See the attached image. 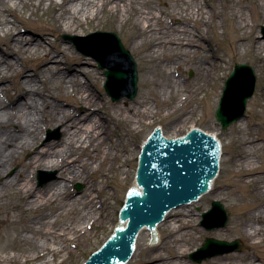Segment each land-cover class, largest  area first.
<instances>
[{
    "label": "bare ground",
    "instance_id": "obj_1",
    "mask_svg": "<svg viewBox=\"0 0 264 264\" xmlns=\"http://www.w3.org/2000/svg\"><path fill=\"white\" fill-rule=\"evenodd\" d=\"M27 1L0 0V31L4 32L10 53L16 54L19 58L13 61L0 53V84L18 78L19 89L25 94L23 99L6 102L1 98V94L7 88L0 86V207L5 201L7 192L13 190V194L22 200L23 210H31L35 213L47 207L54 210L55 220L43 219V221H29V224L28 222L24 224L23 232L26 233L21 240L28 243L31 249L22 252L21 255L8 257L6 260L21 264L37 262L50 264L48 257L50 255L58 257L62 252V246L50 243L49 236L63 237L66 242L76 240L88 234V229L94 224L108 220L104 215L106 200L102 199L101 195L109 181L100 182V179H104L107 173L103 168H108L107 171L111 170L114 165L113 161L118 160L119 146H117L113 130L116 122L124 121L127 127L138 132L151 117L161 112L160 109L164 104L166 108L163 113L167 116H175L178 119L176 123H184L187 120L186 115L197 113V109L192 108L191 104L200 99V95L204 93L203 90L209 87L214 77H217V72H214L216 64L209 63L208 66L197 64L196 71L205 75L206 81L203 84L192 85L191 82L179 78L180 75H176L177 70L181 68L179 60L187 58L188 54L199 52L195 48L199 47L200 41L206 35V33L199 32L196 27L191 28L190 21L203 26L212 25V19H216L219 12L213 6L205 7L199 0H173L176 4L182 1L187 4L185 12L188 11L189 14L185 17L182 16L180 9L177 11L173 9L168 13L167 10L159 9L160 14H156L149 0H36L39 7L45 6L51 11L49 30L54 36H57L59 31L70 36L84 35L90 30L100 28L102 27L100 14L110 17L113 25L124 24L134 17L133 43L135 48H144L147 57L159 64L155 71L157 78L153 81L161 91L159 99L154 97L156 103L159 104L156 110L152 109L151 101L147 98L139 99L132 104L118 103L110 106L101 94L82 81L79 74L87 71L82 66H78L75 72L63 69L60 57L65 55L66 51L61 44L46 45L47 40L44 38L36 39L18 33L17 21L20 19L15 18L12 22L5 16V13L16 17L14 5L22 4L24 9L28 4L33 6ZM222 1L229 7V18L231 21L235 20L234 25L238 30L250 26V21L244 12L238 13L236 9L241 0ZM257 1L262 9L260 18L264 20V0ZM246 39L238 38L240 42ZM253 44L258 53V64L264 69V38L256 36ZM103 48H110V46L108 43H103ZM10 53L6 54L10 55ZM26 56L41 64V68L35 71L33 76L26 75L24 70L18 68L19 62ZM76 57L81 58L80 55ZM48 77L56 79L74 103L84 107L81 113L74 109L61 107L56 103V101L59 102L58 97L47 93L40 87V83L47 82ZM261 80L264 83V73L261 74ZM173 99L175 102L171 101ZM203 99L212 105L210 95H205ZM259 103L257 101L255 105ZM241 121L238 120L237 124ZM48 125L62 127L64 140L37 152L26 162V165L27 167L41 166L58 169L59 180L52 182L42 190H35L29 185L24 170H19L13 177L2 180L21 153L31 151L38 145L41 132ZM209 134L219 138L216 133L209 132ZM244 145L246 155H237L235 163L244 167V177L250 181L259 179L256 197L264 198V181H261L263 174L257 172L258 167L250 156V153L256 151L257 145L252 139H248ZM142 148L143 146L139 152ZM113 151H115L114 154H112ZM124 161L127 162V158ZM129 172L124 171L123 175L128 176ZM94 175L96 179L92 181ZM77 181L86 186L80 195L71 191L72 184ZM133 187L137 188L136 182ZM78 207H82L81 211H78ZM76 211H78L77 215L81 223L63 226L60 229L62 231L57 230V224ZM186 216L192 219L185 220ZM248 217L264 223V207L255 209ZM193 219L192 210L189 209L186 210V214L175 213L166 216L164 223L156 228V233L159 234L161 226L167 229L168 237L165 241L171 244L165 250L170 257L164 259V254L159 251V248L152 246L153 248H148V258L145 263L188 264L184 261V255L187 252L184 247L185 240L193 227ZM243 227L248 231V236L257 238L260 243L264 244L262 227H256L253 223H245ZM142 235L153 236L152 231L147 228L142 229L140 236ZM246 259L250 258L246 257ZM132 260L133 257L130 261ZM237 260L228 256H220L211 258L206 264H243ZM145 263L139 262L138 264ZM251 263L254 264L252 260Z\"/></svg>",
    "mask_w": 264,
    "mask_h": 264
},
{
    "label": "rangeland",
    "instance_id": "obj_2",
    "mask_svg": "<svg viewBox=\"0 0 264 264\" xmlns=\"http://www.w3.org/2000/svg\"><path fill=\"white\" fill-rule=\"evenodd\" d=\"M149 1L150 6L153 7L156 14H160L159 9L167 10V13L173 11V9L176 11L180 9L183 17L189 14L188 11L185 12V7L188 6L184 1L177 4L173 0ZM199 1L205 7L207 5L213 6L219 14L216 19H212V25L203 26L202 24L194 23L192 20L190 21L191 28L196 27L199 32L202 34L206 33V35L200 41L199 47L195 48L199 52H195L196 54H188L187 58L179 60L181 62V68L177 70L178 73L176 74L180 75L179 78L191 82L192 85L197 83L203 84L206 81V77L196 71L197 64H203L204 66H208L209 63L212 65L216 64L214 72H217V77H214L209 87L203 90L204 93L200 95V99L193 101L191 104L192 108L197 109V113L194 115H186L187 120L184 123H176L178 119L175 116H167L163 113V110L166 108L164 104L162 109H160L161 112L151 117L138 132H134L127 127L124 121L116 122L113 130L115 131L114 135L116 136L117 146H119V152L117 153L118 160L116 162L113 161L114 165L111 170L109 169L107 171L108 168H103L106 169L107 173L104 179H100V182L103 180L109 181L108 186L101 195L102 199L106 200L104 204V215L107 216L108 220L104 223L98 222L94 224L92 228L88 229V234L76 240H68L66 242L63 237L49 236L48 241L50 243L56 246H62V252L58 257L55 258L52 255L48 257L51 261L50 264H84L91 254L95 250H98L112 235L117 225L120 224L119 213L125 203L127 192L134 186L138 168L137 158L140 154L139 150L156 127H161L164 135L168 138H177L181 135H186L192 128L197 127L208 133H216L222 144L223 154L220 161V172L213 183L212 190L203 195L199 202L186 205L179 209H173L168 213V215L175 213L186 214V210H192L194 218L192 221L193 227L190 229L191 233L188 235L187 240H185L186 244L184 248L187 252L184 255V261L188 264H206L211 258L201 263H196L189 256L192 252L200 248L207 238H215L228 242L236 240L241 242V251L226 253L215 257L228 256L233 259H238L237 261L243 264H252L251 260L254 264H264V244L260 243L259 239L248 236V231L243 227L245 223H253L256 227H262L264 229V223H259L254 218L248 217L255 209L264 207V198L262 197L263 199H260L256 197L259 179L250 181L243 175L245 172L244 167L239 163H235L237 155H246L244 144L248 139H252L256 143L257 149L250 153V156L258 167L257 172L263 174L261 181H264V83L261 80V74L264 73V69L260 68L258 64V53L255 51L253 44L256 36L264 38V20L260 18V13H262V9L260 8L261 4L257 0H241L239 2L236 9L238 13L240 11L244 12L250 21V26L238 30L234 25L235 20L231 21L229 18V7L222 0ZM27 2L32 3L33 6L28 4L27 8L24 9L22 4L17 3L14 5L16 17L13 14L5 13V16L12 22L15 21V18L20 19V21H17L18 33L36 39L44 38L47 40L46 45L52 44L56 46L57 44H61L66 51V54L60 57V63L63 69H69L75 72L78 66H82L87 70L85 73L79 74L82 81L88 83L92 89L101 94L110 106L118 103L132 104L139 99L147 98L151 101L152 109L157 110L159 108L156 99H159L161 91L153 83L157 78L155 71L159 64L153 62L152 58L147 57L144 48H135L133 43L134 17H131L124 24L113 25L111 24L110 17L105 14H100L102 27L90 30L84 35H71L84 37L98 31L114 33L133 56L139 74L138 95L133 100L123 98L119 101H113L105 91L104 85L106 77L104 76V72L99 68L96 58L85 55L76 48L75 44L64 39L63 36H67L66 33L59 31L57 36L51 34L49 30L51 28V11L47 10L45 6L39 7L36 0H28ZM30 7L31 9H29ZM179 21L181 22V20ZM239 37L247 39L244 42H240L238 40ZM7 45L8 41L4 38V32L0 31V53L13 61L19 59L16 54L10 53ZM69 46H71V49H69ZM6 53H10V55ZM77 55H80L81 58L78 59L76 57ZM237 64H246L255 70L256 91L248 102L245 116L240 119L242 120L240 124H237V121L231 124L228 130L225 131L217 121L215 113L225 88V82ZM18 68L24 70L26 75L33 76L34 72L41 68V64L39 61L26 56L19 62ZM18 81L19 79L15 78L0 84V86L7 88L1 94V98L4 101L10 102L25 98L24 92L19 89ZM40 87L45 89L47 93L58 97L59 102L56 101V103L60 104L61 107L74 109L79 113L83 111L84 107L75 104L71 97H69L67 91L59 86L56 79L48 77V81L44 84L40 83ZM207 94L211 96L212 105H209L203 99ZM154 97L157 98L155 99ZM51 100L55 101L54 98H51ZM171 101L175 102V99ZM257 101L260 102L259 105H255ZM63 140L64 133L62 127L53 125L45 126L41 132L38 145L31 151L27 150L21 153L17 161L9 167L2 180L13 177L19 170L26 172L27 181L35 190H42L52 182L59 180L58 169H49L41 166L27 167L26 162L37 152L39 153L48 148L49 145ZM114 153L115 151L112 154ZM126 158L127 162L124 161ZM40 171L46 174L43 175L42 179H48L47 183L42 186L39 185L38 180ZM124 171H130L128 176L123 175ZM94 179H96V175L91 180L93 181ZM78 185L82 186L80 190L77 188ZM85 188L84 183L77 181L72 184L71 191L76 195H80L84 192ZM213 201H220L224 205L229 216V222L224 228L208 231L200 223L202 221V215L211 208ZM22 205V200L13 194V190H9L3 205L0 207V264H21L6 260L8 257L12 258L14 255H21L22 252L31 249L28 243L21 240L23 238L22 236L26 233L23 232L24 224L27 222L29 224V221H43V219L55 220V213L52 208L47 207L35 213L31 210H23L21 208ZM78 209V211H81L82 207H78ZM78 211L70 214L63 221H60L57 224V230L62 231L60 229L67 225H79L81 219L78 218ZM184 219L191 220L192 218L186 216ZM244 221L246 222L243 223ZM158 233L154 243H152L153 239L147 235L138 237L136 251L133 260L128 262L129 264L147 262V251L152 246L159 248V251L164 254V259L170 257V254L165 250L171 244V242L165 241L168 237L167 229L161 226ZM246 257L250 259H246ZM35 264H39V262Z\"/></svg>",
    "mask_w": 264,
    "mask_h": 264
},
{
    "label": "water",
    "instance_id": "obj_3",
    "mask_svg": "<svg viewBox=\"0 0 264 264\" xmlns=\"http://www.w3.org/2000/svg\"><path fill=\"white\" fill-rule=\"evenodd\" d=\"M63 37L75 42L85 54L96 58L107 78L105 90L113 101L136 98L139 90L138 67L116 34L96 32L87 37ZM88 39L108 43L110 48L85 51L80 42ZM255 90V70L246 64H237L225 83L216 111V119L223 130H228L231 124L245 116L248 100L253 97ZM182 136L184 135L168 139L160 128L154 130L139 158L137 182L141 190L133 189L128 193V199L120 213L122 226L115 230L100 250L91 254L85 264L127 263L134 254L136 239L144 227L156 236L152 240L154 243L157 238L155 229L170 210L198 201L211 189L220 169V142L202 129H193ZM44 174L43 171L39 172L40 186L48 181L42 179ZM81 188L79 185L78 189ZM228 222L229 216L224 205L214 201L211 210L203 214L201 225L207 230H214L226 227ZM240 250L239 241L208 238L201 248L190 255V259L201 263L209 258Z\"/></svg>",
    "mask_w": 264,
    "mask_h": 264
}]
</instances>
